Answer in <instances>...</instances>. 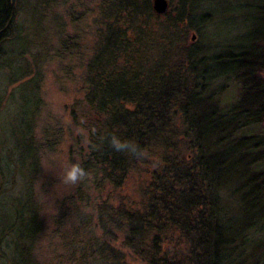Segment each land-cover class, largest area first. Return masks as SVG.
Listing matches in <instances>:
<instances>
[{"label":"trees","instance_id":"16d2710c","mask_svg":"<svg viewBox=\"0 0 264 264\" xmlns=\"http://www.w3.org/2000/svg\"><path fill=\"white\" fill-rule=\"evenodd\" d=\"M175 1L171 22H185L202 39L214 16L210 0ZM255 2L234 6L244 24L253 23L240 45L223 53L189 46L174 73L163 64L157 76L108 71L128 43L114 20L93 46L85 45L84 24L59 42L58 50L88 74L74 76L92 112L78 163L83 175L56 210L44 254L47 230L33 195L39 170L33 89L29 114L4 158L15 192L0 195V264H127L123 250L142 264H264V0ZM100 4L104 16L120 12L127 21L154 13L150 0ZM18 5L0 0V57L21 39ZM113 136L134 143L138 155L114 151ZM132 175L140 207L101 198L102 189H120Z\"/></svg>","mask_w":264,"mask_h":264},{"label":"rangeland","instance_id":"374dc122","mask_svg":"<svg viewBox=\"0 0 264 264\" xmlns=\"http://www.w3.org/2000/svg\"><path fill=\"white\" fill-rule=\"evenodd\" d=\"M166 1L165 14L151 13L148 21L145 17L127 21L120 12L114 13L112 18L104 16L99 9L100 0H19L15 26L19 28L21 39L14 42L12 34L9 40L13 41L7 44L6 55L3 53L0 57V195L15 192L14 175H8L4 169V158L11 153L10 145L15 143L21 120L29 114L35 91L38 104L32 138L38 148L39 170L34 176L33 195L43 228L47 230L41 243L44 254L50 244L49 228L56 210L77 185V180L65 182V172L78 165L80 157L86 153L87 126L92 121V112L80 96L79 84L74 78L88 76L83 69L85 66L81 67L65 50H58L59 42H64L66 37H76L84 24L88 40L85 45L93 46L106 25L114 20L124 31L128 43L118 52L115 66L108 71L132 69L130 74L144 71L148 76H157L161 64L166 66V73H174L184 61L189 46L200 43L205 51L223 53L229 45H240L244 28L252 23L244 24L240 18L243 14L234 9L241 0H210L214 14L212 25L199 39L194 30L185 28V22L177 25L171 22L176 15V1ZM200 2V5L206 4L205 0ZM139 30L143 34L141 39H137ZM170 34L180 40L163 41V36ZM261 75L264 79V72ZM31 80L34 83H30ZM138 182V176L132 175L120 189H102L101 198L110 204L140 207ZM120 242L119 239L118 246ZM123 253L127 264H142L129 252L123 250Z\"/></svg>","mask_w":264,"mask_h":264},{"label":"clouds","instance_id":"9594fccd","mask_svg":"<svg viewBox=\"0 0 264 264\" xmlns=\"http://www.w3.org/2000/svg\"><path fill=\"white\" fill-rule=\"evenodd\" d=\"M111 147L114 151L116 152H124L131 154L133 156H137V148L134 143L128 142V141H123L120 138L113 136L110 141ZM82 173L80 171V168L78 165H74L71 169L67 170L65 172V182L67 183H73L77 179L82 177Z\"/></svg>","mask_w":264,"mask_h":264},{"label":"water","instance_id":"95a60500","mask_svg":"<svg viewBox=\"0 0 264 264\" xmlns=\"http://www.w3.org/2000/svg\"><path fill=\"white\" fill-rule=\"evenodd\" d=\"M167 1L166 0H152V9L155 14L163 15L167 12Z\"/></svg>","mask_w":264,"mask_h":264}]
</instances>
